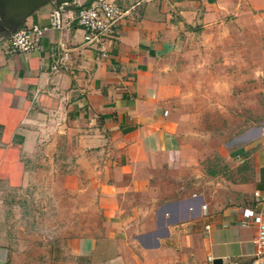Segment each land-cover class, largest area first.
Wrapping results in <instances>:
<instances>
[{"label":"crops","instance_id":"1","mask_svg":"<svg viewBox=\"0 0 264 264\" xmlns=\"http://www.w3.org/2000/svg\"><path fill=\"white\" fill-rule=\"evenodd\" d=\"M91 1L72 0L65 16L70 21ZM108 1L127 12L105 45L85 44L72 22L47 31L36 50L8 53L0 46V179L23 185L42 141L36 126L56 124L68 133L70 187L90 196L87 226L69 245L68 261L35 263H251L256 229L241 208L264 213V121L203 157L178 134L167 97L174 87L162 86L156 68L199 33L231 44L263 38L264 0ZM54 7L56 0H48L21 19L4 20L0 0V39L5 30L45 25ZM208 159L214 166H205ZM31 263L0 244V264Z\"/></svg>","mask_w":264,"mask_h":264},{"label":"rangeland","instance_id":"2","mask_svg":"<svg viewBox=\"0 0 264 264\" xmlns=\"http://www.w3.org/2000/svg\"><path fill=\"white\" fill-rule=\"evenodd\" d=\"M199 35L188 41L185 52L163 58L156 70L162 86L174 87L167 95L169 111L183 143L208 157L264 121V37L252 44L237 38L231 44L211 41L209 33ZM36 130L42 141L28 161L25 183L12 187L0 179V244L30 258L31 264L44 258L65 263L69 245L87 226L90 196L86 188H71L66 177L72 165L66 128L48 124ZM205 166L214 162L208 159ZM93 185L95 197L100 185ZM90 217L100 222L98 215ZM237 264L251 263L244 259Z\"/></svg>","mask_w":264,"mask_h":264},{"label":"built area","instance_id":"3","mask_svg":"<svg viewBox=\"0 0 264 264\" xmlns=\"http://www.w3.org/2000/svg\"><path fill=\"white\" fill-rule=\"evenodd\" d=\"M67 4L69 3L56 5L51 10L48 22L45 25L21 26L9 32L0 39L1 48L8 53L36 50L39 48L41 38L47 31L62 32L65 28L71 27L72 22L83 30L85 44L102 46L116 38V26L127 12L119 5L108 0H92L88 4L75 8L69 21L64 11V6ZM56 54H59L58 51ZM64 56L66 57V54ZM254 196L259 197V192L255 191ZM202 207L205 209L206 206L203 205ZM241 212L245 224L254 226L256 229L252 240L255 250L251 264H264V213L252 206L241 208ZM211 260L212 258L209 256L208 261L211 262Z\"/></svg>","mask_w":264,"mask_h":264},{"label":"water","instance_id":"4","mask_svg":"<svg viewBox=\"0 0 264 264\" xmlns=\"http://www.w3.org/2000/svg\"><path fill=\"white\" fill-rule=\"evenodd\" d=\"M72 0H56V5H60L62 3H69ZM48 2V0H1V4L3 5L6 14L4 15V20L8 18H16L21 19L27 14H29L36 6L42 5ZM21 26L15 27L13 29L5 30V33H9L14 31L15 29ZM222 261L220 259H215L213 264H221Z\"/></svg>","mask_w":264,"mask_h":264}]
</instances>
